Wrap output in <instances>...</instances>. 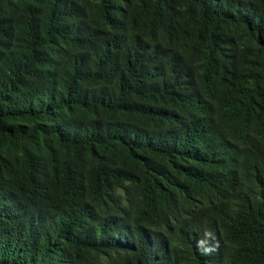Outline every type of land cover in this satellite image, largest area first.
<instances>
[{
	"label": "trees",
	"instance_id": "trees-1",
	"mask_svg": "<svg viewBox=\"0 0 264 264\" xmlns=\"http://www.w3.org/2000/svg\"><path fill=\"white\" fill-rule=\"evenodd\" d=\"M0 264H264V0H0Z\"/></svg>",
	"mask_w": 264,
	"mask_h": 264
}]
</instances>
